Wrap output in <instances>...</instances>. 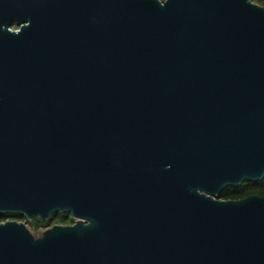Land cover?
I'll use <instances>...</instances> for the list:
<instances>
[{
	"label": "water",
	"instance_id": "obj_1",
	"mask_svg": "<svg viewBox=\"0 0 264 264\" xmlns=\"http://www.w3.org/2000/svg\"><path fill=\"white\" fill-rule=\"evenodd\" d=\"M263 179V6L0 0V215L75 219L0 264H264Z\"/></svg>",
	"mask_w": 264,
	"mask_h": 264
},
{
	"label": "trees",
	"instance_id": "obj_2",
	"mask_svg": "<svg viewBox=\"0 0 264 264\" xmlns=\"http://www.w3.org/2000/svg\"><path fill=\"white\" fill-rule=\"evenodd\" d=\"M163 2L166 0H162ZM252 2L264 7V0H252ZM16 27V26H13ZM252 195H260L264 197V179L259 182H248L246 181L240 186L226 188L219 196L218 199L221 200H240ZM8 219H26L25 216L21 214H3L0 215V222H4ZM53 220L57 224L68 225L74 224L75 219L70 213H58L54 214L49 220L42 221L36 219L29 221L28 224L31 227H43L49 226L50 221Z\"/></svg>",
	"mask_w": 264,
	"mask_h": 264
},
{
	"label": "rangeland",
	"instance_id": "obj_3",
	"mask_svg": "<svg viewBox=\"0 0 264 264\" xmlns=\"http://www.w3.org/2000/svg\"><path fill=\"white\" fill-rule=\"evenodd\" d=\"M13 29L14 30H17L18 28L17 27H13ZM8 220H15V221H18V222L27 224V226L33 230V232H34V234L36 236H40L44 231H46L47 229H50V228H52V227H54L56 225H62V224H57L53 220H51L49 226L46 227V228H43V227H36V228H34V227H31L28 224L29 220L27 218L26 219H8ZM8 220H6V221H8ZM6 221H4V222H6ZM68 225H73V224H68Z\"/></svg>",
	"mask_w": 264,
	"mask_h": 264
}]
</instances>
